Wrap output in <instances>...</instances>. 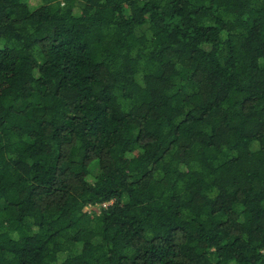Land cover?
<instances>
[{"label": "trees", "instance_id": "trees-1", "mask_svg": "<svg viewBox=\"0 0 264 264\" xmlns=\"http://www.w3.org/2000/svg\"><path fill=\"white\" fill-rule=\"evenodd\" d=\"M0 264H264V0H0Z\"/></svg>", "mask_w": 264, "mask_h": 264}, {"label": "rangeland", "instance_id": "rangeland-1", "mask_svg": "<svg viewBox=\"0 0 264 264\" xmlns=\"http://www.w3.org/2000/svg\"><path fill=\"white\" fill-rule=\"evenodd\" d=\"M88 209V208H87Z\"/></svg>", "mask_w": 264, "mask_h": 264}]
</instances>
